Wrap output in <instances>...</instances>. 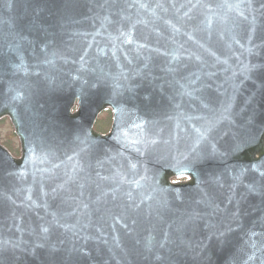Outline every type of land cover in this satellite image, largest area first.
Instances as JSON below:
<instances>
[{"label": "water", "instance_id": "obj_1", "mask_svg": "<svg viewBox=\"0 0 264 264\" xmlns=\"http://www.w3.org/2000/svg\"><path fill=\"white\" fill-rule=\"evenodd\" d=\"M5 117L0 264H264V0H0Z\"/></svg>", "mask_w": 264, "mask_h": 264}, {"label": "flooded vegetation", "instance_id": "obj_2", "mask_svg": "<svg viewBox=\"0 0 264 264\" xmlns=\"http://www.w3.org/2000/svg\"><path fill=\"white\" fill-rule=\"evenodd\" d=\"M101 131L102 132H108L111 128L112 122H113V117L112 113L110 111L104 112L97 120Z\"/></svg>", "mask_w": 264, "mask_h": 264}, {"label": "rangeland", "instance_id": "obj_3", "mask_svg": "<svg viewBox=\"0 0 264 264\" xmlns=\"http://www.w3.org/2000/svg\"><path fill=\"white\" fill-rule=\"evenodd\" d=\"M11 134V127L9 125L8 122H4L0 125V137L1 139L7 141L10 140V138H12V136H10ZM11 143V141H10ZM15 146V145H14Z\"/></svg>", "mask_w": 264, "mask_h": 264}]
</instances>
